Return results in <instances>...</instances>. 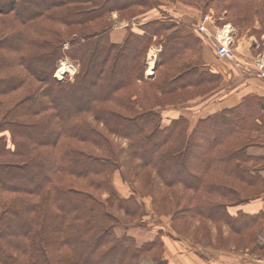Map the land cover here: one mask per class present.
I'll return each mask as SVG.
<instances>
[{
  "label": "trees",
  "instance_id": "obj_1",
  "mask_svg": "<svg viewBox=\"0 0 264 264\" xmlns=\"http://www.w3.org/2000/svg\"><path fill=\"white\" fill-rule=\"evenodd\" d=\"M233 1L264 25V0ZM158 5L0 0V15L12 18L0 28V264H169L160 229L149 240L131 232L130 220L143 225L148 213L127 175L131 165L153 172L154 197L158 184L189 195L175 219L226 225L264 249V211L229 210L264 192L250 152L260 143L264 98L249 95L195 124L170 114L222 76L203 66L207 39L191 24L168 14L145 18ZM114 12L143 21L121 43L110 36ZM94 23L103 24L77 30ZM155 44L159 75L149 80L146 57ZM66 57L80 64L73 82L55 77ZM117 172L133 188L129 196L116 189Z\"/></svg>",
  "mask_w": 264,
  "mask_h": 264
},
{
  "label": "rangeland",
  "instance_id": "obj_2",
  "mask_svg": "<svg viewBox=\"0 0 264 264\" xmlns=\"http://www.w3.org/2000/svg\"><path fill=\"white\" fill-rule=\"evenodd\" d=\"M153 9L154 12H152V15H145L146 19L148 18L150 20L156 17H163V14H168L178 21L190 22L195 28L196 24L203 18L204 14L211 13L216 21V27L221 29L229 27L228 30L231 33V39L229 38L230 47L231 50L238 55V58L240 57L239 51H237L239 39L255 40L256 47H254L255 50H253L251 61L253 58L264 52V25L255 15L243 6H239L233 0H159V5ZM111 20L115 24L113 14L111 15ZM10 21H12L11 17L0 15V28L4 23ZM103 23L90 24L82 28L79 27L77 30L97 29L99 24L102 25ZM137 26H141L140 22H137ZM75 31V28L72 31H68L67 37H70ZM65 44H68L69 47L68 42H65ZM160 47L161 45H158L157 48H154L152 51L151 47L147 53V68L145 73L146 78L149 80H155L159 75L156 64L159 58L157 49H160ZM232 60H235L236 64L240 62H238V60L236 61V59H228V64L232 65ZM251 61L248 62V64L250 63V67ZM62 62L68 63V69H66L69 70V72H67L65 77L60 79V81L73 82L80 69L79 62L73 61L67 57L63 58L61 59V62L58 63L56 72H58L59 68L63 66ZM123 65L125 67V64ZM228 67H230V65ZM56 74L57 73H55V77L57 76ZM172 98L173 96H163L161 97V100L167 102L172 100ZM99 127L103 129V126ZM117 142L120 145L127 146L125 139L117 138ZM135 169H137L136 166L133 167L131 165L130 167H127L126 172L127 175L135 181V186L138 188L137 190L144 194V196H138L139 198L141 197L140 200L143 201L148 211L143 220V225H139V222L136 221V219H129L133 222V226L130 227L131 232L134 233L139 240H149L154 237L160 229L162 231V239L165 243V257L168 246L167 242L172 241L178 244L180 250H177L176 252H179V254H181L180 256H182L183 251L191 253L193 251L201 252L203 250L206 254L209 253L212 255V257L215 254L220 253L225 257H232L235 261L243 264L254 262L260 264L264 263V249L255 247L254 243L250 242L248 238L233 233L226 225L206 221L198 222L197 220L188 218H185V220L175 219L173 217L175 209H183L186 207L190 201L189 195H185L180 190H169L162 184H158L155 188V197H157V200L161 197L162 199L159 201L156 200V202L152 191L151 193L149 191V188H151L149 185L154 180L153 172L145 168H138V170ZM113 179L116 189L122 196H129L133 193V188L130 184L123 181L119 172L114 175ZM257 191L258 190L247 188L245 193L253 195ZM183 194L184 196H180ZM118 215L123 217L122 213H118ZM124 218L127 220V217H123V219ZM123 227V225H120L117 228L119 234L123 232Z\"/></svg>",
  "mask_w": 264,
  "mask_h": 264
},
{
  "label": "crops",
  "instance_id": "obj_3",
  "mask_svg": "<svg viewBox=\"0 0 264 264\" xmlns=\"http://www.w3.org/2000/svg\"><path fill=\"white\" fill-rule=\"evenodd\" d=\"M152 12H154V10H151L149 14L152 15ZM113 18L115 24L110 33L113 41L121 42L126 36L129 27L139 31L137 21L120 19L117 12L113 13ZM139 22L140 24L143 23V21ZM183 22L191 24L187 21ZM194 29L195 27H193V30ZM254 41L238 40L237 51H239L240 57L238 58V55L235 54V59L240 62L236 64L235 60H232L231 65L228 64V59H220L210 43L207 40H203L200 53L203 66L212 72L220 74L222 76L221 83L211 92L191 99L178 109L170 112V114L176 117L183 115L188 118L192 124H195L201 118L220 113L226 109L241 106L245 98L249 95L264 98V79L256 74L252 67L249 66L250 63L248 64V62L251 61L253 50H255L254 47H256ZM157 46L158 45H153L151 51L157 48ZM160 51L161 47L157 49L158 53H160ZM229 65L230 67H228ZM259 124L262 126V129L258 131L256 135L259 136L258 141L260 143L250 147V152L258 157V160L253 161L252 164L258 168L257 172H260L264 177V120L262 122L259 121ZM229 210L234 215L240 210L248 214H258L264 211V192L259 197L237 207H231ZM167 243L166 257L169 260V264H243L235 261L232 257H225L220 253L212 257V255L209 253L206 254L203 250L201 252L193 251L191 253L183 251L182 256H180L181 254L176 252L180 250L178 244L172 241H168ZM247 264L260 263L254 262Z\"/></svg>",
  "mask_w": 264,
  "mask_h": 264
},
{
  "label": "built area",
  "instance_id": "obj_4",
  "mask_svg": "<svg viewBox=\"0 0 264 264\" xmlns=\"http://www.w3.org/2000/svg\"><path fill=\"white\" fill-rule=\"evenodd\" d=\"M228 28L216 27V21L211 13L204 14L203 18L196 24V30L210 42L220 59H235L236 55L230 47L231 33ZM65 47H68V44H65ZM67 64V62H62L63 66L56 72L57 79H63L69 72ZM251 67L259 77L264 79V52L253 58Z\"/></svg>",
  "mask_w": 264,
  "mask_h": 264
},
{
  "label": "bare ground",
  "instance_id": "obj_5",
  "mask_svg": "<svg viewBox=\"0 0 264 264\" xmlns=\"http://www.w3.org/2000/svg\"><path fill=\"white\" fill-rule=\"evenodd\" d=\"M228 35H230V34H228Z\"/></svg>",
  "mask_w": 264,
  "mask_h": 264
}]
</instances>
